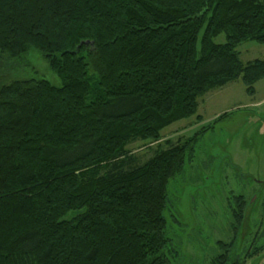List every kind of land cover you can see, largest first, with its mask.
<instances>
[{
	"label": "trees",
	"instance_id": "16d2710c",
	"mask_svg": "<svg viewBox=\"0 0 264 264\" xmlns=\"http://www.w3.org/2000/svg\"><path fill=\"white\" fill-rule=\"evenodd\" d=\"M245 41L264 44V0H0V56L35 50L62 81L0 84V264H169L165 186L195 141L111 164L212 89L253 95Z\"/></svg>",
	"mask_w": 264,
	"mask_h": 264
},
{
	"label": "rangeland",
	"instance_id": "374dc122",
	"mask_svg": "<svg viewBox=\"0 0 264 264\" xmlns=\"http://www.w3.org/2000/svg\"><path fill=\"white\" fill-rule=\"evenodd\" d=\"M214 42L223 43L224 35ZM236 51L242 63L264 59V44L256 41L242 42ZM15 80L62 84L35 50L16 60L0 56V84ZM253 88L248 95L237 78L210 90L193 116L163 128L156 141H131L111 164L131 171L161 151L195 141L191 157L165 186L162 253L169 264H211L224 254L226 264H264V78Z\"/></svg>",
	"mask_w": 264,
	"mask_h": 264
},
{
	"label": "flooded vegetation",
	"instance_id": "af4514ba",
	"mask_svg": "<svg viewBox=\"0 0 264 264\" xmlns=\"http://www.w3.org/2000/svg\"><path fill=\"white\" fill-rule=\"evenodd\" d=\"M262 248H258L257 250L253 251V253L255 252H259Z\"/></svg>",
	"mask_w": 264,
	"mask_h": 264
}]
</instances>
